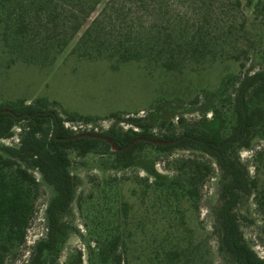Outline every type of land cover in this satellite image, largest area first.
Returning a JSON list of instances; mask_svg holds the SVG:
<instances>
[{
  "label": "rangeland",
  "instance_id": "374dc122",
  "mask_svg": "<svg viewBox=\"0 0 264 264\" xmlns=\"http://www.w3.org/2000/svg\"><path fill=\"white\" fill-rule=\"evenodd\" d=\"M108 1L91 11L93 0H0V106L42 100L64 115L99 118L75 122L98 132L134 128L128 118L141 119L157 135L169 127L181 132L178 119L209 132H227L230 114L224 100L233 92L234 80L264 66V0H253L259 5L256 10L247 6V0H240V6L238 0H122L127 4L122 15L108 11L102 16L107 28L112 23L116 28L139 27L141 44L148 49L185 43L180 29L186 22L192 31L203 27L213 52L206 58H190L173 71L164 69L154 56L123 63L107 50L117 33L104 30L99 36L93 21L101 17ZM200 2L206 6H195ZM154 31L162 32V38L154 39ZM171 32L173 38H166ZM112 115L121 120L110 119ZM19 138L18 125L13 138L1 145H17ZM240 157L258 179L259 190H264V131ZM70 158L78 186L70 213L62 217L71 230L56 264H64L76 251L88 264L87 245L93 247L96 234L91 237L87 211L97 202H110L120 213L130 264H152L161 247L178 249L176 264H231L219 250L215 214L222 174L213 159L191 150L160 153L151 146L128 169H112V153L100 150L84 158L71 153ZM188 159L211 164L212 173L190 184L184 164ZM35 175L41 181V175ZM189 190L191 194H186ZM53 194L41 182L27 244L11 264H23L30 249L45 237V210ZM238 214L245 239L264 258L261 195L245 196Z\"/></svg>",
  "mask_w": 264,
  "mask_h": 264
},
{
  "label": "trees",
  "instance_id": "16d2710c",
  "mask_svg": "<svg viewBox=\"0 0 264 264\" xmlns=\"http://www.w3.org/2000/svg\"><path fill=\"white\" fill-rule=\"evenodd\" d=\"M93 2L91 11L104 0ZM236 5H241L240 0L236 1ZM195 6L201 8L206 5L200 2ZM247 6H254V10L259 8L253 0H247ZM126 10L127 4L122 0H110L101 10L103 15L93 21L95 34L101 36L104 30L117 33L107 50L113 56H119L123 63L154 56L159 58L164 69L173 71L180 70L183 62L190 58H206L213 52V47L206 42L203 27L192 31L188 22L180 29V38L185 43L155 44L149 49L141 44L142 31L139 27L116 28L112 23V27L107 28V19L102 16L108 15V11H117L122 15ZM115 28L119 30L113 31ZM90 33L88 29L86 36ZM161 35L162 32L154 31L153 38H162ZM166 38H173L172 32ZM262 62L264 65V52ZM241 68H246L244 62ZM234 81L233 92L224 100L230 114L227 117L230 127L225 133L209 132L198 124L185 125L183 119H178L176 124L183 127L181 132L169 131V127L157 135L141 119L134 118L125 119L134 126L125 132L113 127L105 132L76 133L66 128L65 122L91 123L100 119L64 115L42 100L0 106V264H11L17 260L27 244V234L37 212L41 182L54 193L45 210L47 232L30 249V257L23 264H56L61 245L71 230L62 217L70 213L78 186V179L71 172V153L83 158L99 150L105 154L112 153L110 167L128 169L148 146L160 153L191 150L215 161L222 174L220 207L215 214L219 250L230 257L231 264H264V258L245 239L238 214L245 196L258 193L264 205V190H259L258 179L250 175L248 165L240 157V152L250 150L264 131V66L258 71L246 72ZM109 118L121 120L120 115ZM18 125L20 138L17 145H1L2 141L13 138ZM184 164L189 168L190 184L195 179H204L213 171L211 164L205 165L194 159H188ZM36 172L41 175V181L37 179ZM172 191L175 193V188ZM186 194H191V191ZM79 206L82 208V201ZM87 219L90 220L87 226L93 230H90L91 237L96 234L93 247L91 243L87 245L88 264H130L122 232L125 224L121 223L120 213L113 204L97 202L88 209ZM155 252L152 264H176V259L180 258L177 248L161 247ZM64 264H84L82 252L70 254Z\"/></svg>",
  "mask_w": 264,
  "mask_h": 264
},
{
  "label": "built area",
  "instance_id": "2783aa9c",
  "mask_svg": "<svg viewBox=\"0 0 264 264\" xmlns=\"http://www.w3.org/2000/svg\"><path fill=\"white\" fill-rule=\"evenodd\" d=\"M66 128L71 129L72 131L76 133L81 132H91L92 126L89 124H83V123H75V122H65ZM94 132H98V130H93Z\"/></svg>",
  "mask_w": 264,
  "mask_h": 264
}]
</instances>
